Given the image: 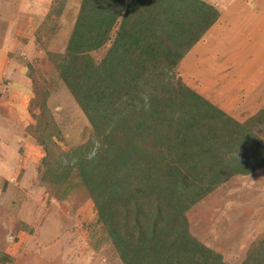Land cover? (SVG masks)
<instances>
[{
	"label": "rangeland",
	"instance_id": "rangeland-1",
	"mask_svg": "<svg viewBox=\"0 0 264 264\" xmlns=\"http://www.w3.org/2000/svg\"><path fill=\"white\" fill-rule=\"evenodd\" d=\"M206 1L221 11L227 10V18H219V28L204 34L177 65L169 70L164 69L168 65L155 70L156 74L162 71L156 79L159 84L189 87L240 121L243 115L235 117L236 113L245 109L244 118L249 117L241 122L247 123L264 110V77L256 85L257 77L264 76V0ZM83 2L54 0L52 10L41 19L31 15L38 12L32 3V28L27 27L25 14L11 3L15 12L8 13L9 24L19 14L17 25L24 27L10 31L0 27V47L12 39L23 43L8 45L12 48H8V53L19 55L20 65L16 68L23 65L30 79L21 85L2 83L0 78V264H125L79 174L73 173L74 179L59 185L53 179L60 177L48 172L49 166L59 171L66 166L67 158L58 146L69 150L89 144L87 155L95 150L96 132L59 69V64L66 61L64 55ZM147 2L124 0L107 42L83 53L85 61L99 64L114 44L124 18V22L134 21L140 13H146ZM10 32L13 35L9 40L6 36ZM134 32L138 35L141 29ZM129 40L132 49H140L135 38ZM147 77L139 86L145 93L140 92L137 97L138 110L130 113L133 125L155 124V119L149 117L154 80L147 83ZM125 100L121 103L127 104ZM89 104L93 109L97 99L91 98ZM201 121L197 120V124ZM41 124L46 128L44 132L53 134L52 140L38 131ZM172 129L176 135L178 123ZM200 129L197 128L201 132ZM261 129L262 126L257 132ZM197 136L202 138L203 133ZM149 137L136 135L141 146L135 158L156 151ZM258 139L264 146V130ZM185 215L187 230L202 246L204 257L215 258L217 264H252L251 255L257 259L256 264H264V253L260 255L259 250L264 243V167L230 177L187 209ZM145 253L137 257L142 264L146 263Z\"/></svg>",
	"mask_w": 264,
	"mask_h": 264
},
{
	"label": "trees",
	"instance_id": "trees-1",
	"mask_svg": "<svg viewBox=\"0 0 264 264\" xmlns=\"http://www.w3.org/2000/svg\"><path fill=\"white\" fill-rule=\"evenodd\" d=\"M146 1L147 12L134 21L124 18L102 61L89 64L83 53L107 42L124 0H84L59 69L99 145L94 143L91 155L89 144L69 150L58 146L66 166L61 171L49 166L48 172L60 177L53 179L59 185L79 174L125 264H142L137 257L143 252L144 264H217L215 258L203 256L202 246L190 236L185 211L230 177L264 167L263 141L258 139L264 130V110L251 122H240L189 87L159 84L156 78L162 71L155 70L177 65L218 21L221 10L206 0ZM130 37L140 49H132ZM145 76L147 83L154 80L149 102L153 126L130 123V113L138 110L137 97L145 93L139 87ZM91 98L97 99L93 109ZM123 99L128 105L121 103ZM45 129L38 126L52 140L53 134ZM136 135L150 136L156 151L135 158L141 146ZM259 250L263 255L264 243ZM250 259L256 264L255 257Z\"/></svg>",
	"mask_w": 264,
	"mask_h": 264
},
{
	"label": "crops",
	"instance_id": "crops-1",
	"mask_svg": "<svg viewBox=\"0 0 264 264\" xmlns=\"http://www.w3.org/2000/svg\"><path fill=\"white\" fill-rule=\"evenodd\" d=\"M53 1L54 0H34V1L30 0V2H28V4H26V3H24V1L22 2V0H21V2L20 1L17 2V0H0V19H1L0 20V27L1 28L2 27H6V29H9V31L10 30H14L15 28L24 27V25H21V24L17 25V20L20 19V15L19 14H18L19 18H17L15 16V20L11 21V24H9L10 23V20H9L10 18L8 17V13L15 12L13 10V8H11L12 7L11 3L12 4L15 3L16 7H19V8H17V10L19 9V13L20 14L21 13H22V15H23V13L25 14V18H26L25 22L27 24V27L28 28L29 27L32 28V27H34V25L33 26L31 25V21L33 20V18L30 16L31 12L34 11L33 9H30V7L32 6V3H34L36 5L37 11L41 12V13L37 12V13H32L31 15H33L34 18L38 17L39 19H41L40 17H42V16L46 18V14L52 10L51 8L53 6V4H52ZM254 4L255 3H252V5H254ZM20 7H21V10H20ZM23 8H25L24 11H23ZM229 11L232 12L231 10H229ZM221 12L225 13V16L223 17V13H222L220 18H222V19L227 18L228 11L226 10L225 12L224 11H221ZM31 18H32V20H31ZM18 21H20V20H18ZM219 24L220 23H218V21H217L205 34L214 32L215 29L219 28V26H218ZM221 26H223V25H221ZM12 35H13V33L10 32L9 35H7L6 37L10 40L9 36H12ZM17 40H18V38H17ZM19 44H23V43L19 42V40L16 41V40H13V39L8 41V44L7 43H5V44L2 43L1 44L2 46L0 47V78L3 79L2 83L11 81V83L14 82L15 84L25 85V84H28L30 82V81H28L30 79L28 78L27 72H25L24 69H23L25 67H23V65H21L19 68H16V65L18 64V60H19V55H15L14 53H12V54L8 53V48L10 47L8 45L13 46V45H19ZM3 45H6V46H3ZM18 65H20V63ZM253 75H254V72H253ZM1 76H4V78L1 77ZM260 77H264L263 74H260V76L257 77V80H256L257 84L256 85L261 84V80H259ZM243 104H244V102H243ZM234 107H232V109H234ZM236 107L240 109L239 106H236ZM245 111H246L245 109H243L242 111L239 110V112H238L239 114L237 115V113H236L235 117H239V115L242 114L243 115V119H247V117H249V115L246 118H244L245 115L247 114V113H245ZM235 119L238 120L240 118H235ZM243 119L241 118V121H244ZM238 121H240V120H238ZM34 261L35 260H33V262ZM45 262H43L41 264H47V262L46 263ZM29 264H33L32 261Z\"/></svg>",
	"mask_w": 264,
	"mask_h": 264
}]
</instances>
